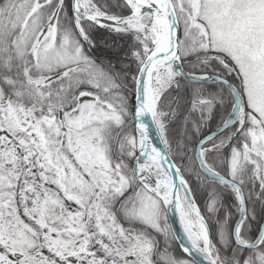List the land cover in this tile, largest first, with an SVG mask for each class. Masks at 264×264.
Returning <instances> with one entry per match:
<instances>
[{"label": "snow or ice", "instance_id": "obj_1", "mask_svg": "<svg viewBox=\"0 0 264 264\" xmlns=\"http://www.w3.org/2000/svg\"><path fill=\"white\" fill-rule=\"evenodd\" d=\"M0 264H264V0H0Z\"/></svg>", "mask_w": 264, "mask_h": 264}, {"label": "water", "instance_id": "obj_2", "mask_svg": "<svg viewBox=\"0 0 264 264\" xmlns=\"http://www.w3.org/2000/svg\"><path fill=\"white\" fill-rule=\"evenodd\" d=\"M176 227L178 228V227H179V225L177 224V225H176Z\"/></svg>", "mask_w": 264, "mask_h": 264}]
</instances>
